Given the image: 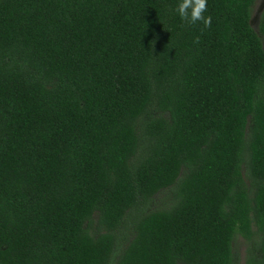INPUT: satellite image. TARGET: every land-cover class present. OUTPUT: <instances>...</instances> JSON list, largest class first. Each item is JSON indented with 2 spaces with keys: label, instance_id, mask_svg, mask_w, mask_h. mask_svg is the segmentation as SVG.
<instances>
[{
  "label": "trees",
  "instance_id": "16d2710c",
  "mask_svg": "<svg viewBox=\"0 0 264 264\" xmlns=\"http://www.w3.org/2000/svg\"><path fill=\"white\" fill-rule=\"evenodd\" d=\"M254 1L0 0V264H264Z\"/></svg>",
  "mask_w": 264,
  "mask_h": 264
},
{
  "label": "clouds",
  "instance_id": "9594fccd",
  "mask_svg": "<svg viewBox=\"0 0 264 264\" xmlns=\"http://www.w3.org/2000/svg\"><path fill=\"white\" fill-rule=\"evenodd\" d=\"M207 10V0H179L175 7V12L183 23L187 25L202 23L204 28H210L212 17L205 15ZM194 42L198 43L199 37H196Z\"/></svg>",
  "mask_w": 264,
  "mask_h": 264
},
{
  "label": "rangeland",
  "instance_id": "374dc122",
  "mask_svg": "<svg viewBox=\"0 0 264 264\" xmlns=\"http://www.w3.org/2000/svg\"><path fill=\"white\" fill-rule=\"evenodd\" d=\"M263 6H264V0H255L254 1L252 11H251L250 22L255 29H257L259 14H260ZM261 39H262V45L264 47V36L263 35H261ZM244 248H245L244 238L241 235H236V237H235V250L237 251V255L239 257V264H242V262H243Z\"/></svg>",
  "mask_w": 264,
  "mask_h": 264
},
{
  "label": "flooded vegetation",
  "instance_id": "af4514ba",
  "mask_svg": "<svg viewBox=\"0 0 264 264\" xmlns=\"http://www.w3.org/2000/svg\"><path fill=\"white\" fill-rule=\"evenodd\" d=\"M264 36V35H263Z\"/></svg>",
  "mask_w": 264,
  "mask_h": 264
}]
</instances>
